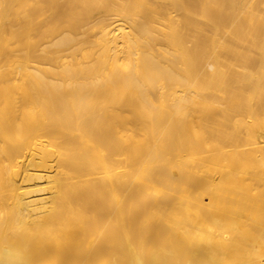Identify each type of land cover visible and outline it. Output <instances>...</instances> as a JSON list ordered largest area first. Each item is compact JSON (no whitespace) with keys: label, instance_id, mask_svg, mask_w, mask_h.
<instances>
[{"label":"bare ground","instance_id":"6f19581e","mask_svg":"<svg viewBox=\"0 0 264 264\" xmlns=\"http://www.w3.org/2000/svg\"><path fill=\"white\" fill-rule=\"evenodd\" d=\"M0 264H264V0H0Z\"/></svg>","mask_w":264,"mask_h":264}]
</instances>
